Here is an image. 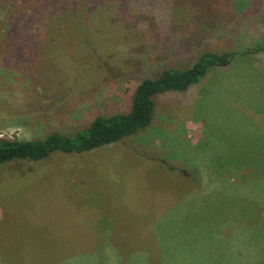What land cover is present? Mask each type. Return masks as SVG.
I'll list each match as a JSON object with an SVG mask.
<instances>
[{"label": "rangeland", "instance_id": "obj_1", "mask_svg": "<svg viewBox=\"0 0 264 264\" xmlns=\"http://www.w3.org/2000/svg\"><path fill=\"white\" fill-rule=\"evenodd\" d=\"M86 1L74 3L66 18L48 7L42 20L24 16L18 28L10 22L4 38L0 32V138L72 134L98 116L128 113L141 81L166 68L189 69L203 53L264 47V0ZM259 83L264 92V51L235 54L232 66L210 68L187 91L153 96L149 126L119 143L0 167V260L170 264L172 229L185 227L176 251L199 245L180 253L183 259L216 241L202 251L217 255L232 246L234 264H264V155L231 160L227 172L237 181L221 183L239 186L238 197L188 196L205 168L198 162L230 158L235 141L249 145L253 135L228 133L238 134L249 110L264 111L260 92L236 101L240 86ZM196 122L209 148L190 146L186 128ZM255 137L264 143V135ZM185 173L194 178L182 181Z\"/></svg>", "mask_w": 264, "mask_h": 264}, {"label": "trees", "instance_id": "obj_2", "mask_svg": "<svg viewBox=\"0 0 264 264\" xmlns=\"http://www.w3.org/2000/svg\"><path fill=\"white\" fill-rule=\"evenodd\" d=\"M30 1L0 0V10L3 12V17L0 20V32H2L3 38L11 29L9 27L11 21H15V27L18 28L19 22L24 16L27 18L37 16L36 18L42 20L48 7L52 11H62L63 18H66L72 13L73 4L79 0H54V2L49 1L44 4L42 0H35L39 6L38 9H41L40 13H35V8L31 7ZM82 1L87 2L86 0ZM51 14L54 13L51 12ZM261 51H264L262 46L255 49L247 48L241 53H203L189 69L180 71L166 68L156 78L141 81L134 91L128 113L111 117L98 116L86 128L72 134L53 132L44 139L34 140L0 138V167L16 162L41 161L55 153L80 155L119 143L149 126L154 116L153 96L167 92L187 91L190 86L197 84L210 68L228 65L235 54L244 56ZM33 249L38 252L39 246L34 245ZM22 260H20L21 264H29L26 259ZM37 263H43V258L41 257L40 262ZM0 264L16 263L0 260Z\"/></svg>", "mask_w": 264, "mask_h": 264}, {"label": "crops", "instance_id": "obj_3", "mask_svg": "<svg viewBox=\"0 0 264 264\" xmlns=\"http://www.w3.org/2000/svg\"><path fill=\"white\" fill-rule=\"evenodd\" d=\"M233 63V59L231 60V62L223 67H229L230 65L232 66ZM260 84V83H259ZM200 85V84H199ZM199 85H197L196 87H194V91L195 92H199L200 88ZM263 85H257V84H253V85H244V90L242 91L241 86H240V93L239 96L237 97L236 101H246L248 100L249 95H251L252 92L256 91V92H260L261 87ZM245 88L248 90L246 97H244L246 91ZM261 94H264V92H260ZM259 94V95H261ZM165 96V95H164ZM198 97V94H197ZM256 111V110H255ZM239 115H243L245 113H240L237 112ZM264 111L260 112L256 111V113H254V110H249V116H245L243 118V120L241 121V123L239 124V129H238V134H234V133H228L229 135L232 134L231 137H235L237 136V138L240 139V136H249L251 137V135H253V137L249 140V145L241 148L239 145H237L235 142H239V141H235L234 143H232L230 150L228 151L227 155H230V158L227 157H222V161H211L208 158H203L202 161L198 162L196 165L197 166H201V167H205V168H201L198 170V174L199 177L196 176V178L199 180L197 182V185L193 188V190H191L189 193V197L191 196H195V197H203V196H207V195H211L212 197H216V198H228V199H234L235 197L239 196V186L237 188V190H233V189H224L222 187V181L223 179H226L228 181V183H235L237 180L235 178H233L232 176H230L227 172L229 171L228 167L229 166H235L233 164V162H231V160H233L234 158L237 159H243L244 157H246V155H248L249 153L254 154V155H264V143L261 137H255L256 135H264ZM205 130L202 126L201 123L196 122L195 124L190 123L189 126L186 128V138L188 141H190V146L195 148L197 146L203 145L206 148H209L210 145L208 143L204 144L203 142V136H204ZM110 146V145H109ZM216 147H220L222 146V143H218L215 145ZM107 147V146H106ZM256 148H258V152H256ZM243 164H248V162L244 161L241 163V165ZM240 166L237 164V167ZM210 167H215V169H210ZM233 168V167H232ZM217 173V174H215ZM183 179L182 181H186V180H190V178H194L193 175L190 174H183L182 175ZM211 180V181H210ZM208 191H215L216 194L210 193ZM230 197H234V198H230ZM233 221V217L229 218L226 223L222 224H232ZM248 224V223H247ZM185 227L182 228H173V236L171 238L172 241V248H171V256H167V259L170 260V264L171 262L173 263H196V264H234L236 259L235 257V253L233 250H231L232 246H230L227 251H223V253L214 255V254H209L210 252L208 251H202L206 248L209 249H213L217 246L216 241H208L207 244H202L201 246V255H196V256H192L189 259H183L184 257L181 254H184V252L186 250H189L193 247H197L199 244L198 242H194L193 246H189L187 249L183 250V251H176V247L177 245L180 243L181 239L179 237L184 236L183 235V229ZM189 229L190 234H194V235H202V236H207L204 233H199L198 231L200 230L198 227H186ZM231 226H228V229H230ZM220 229V228H219ZM224 231V229L221 228V230L219 231V233H214L213 236H219L220 234H222ZM167 234V233H166ZM172 234V232H171ZM173 239V240H172ZM235 245V244H234ZM233 245V246H234ZM220 246H224L223 244ZM235 247V246H234ZM237 247L239 248V246L237 245ZM176 251V252H174ZM240 251V248H239ZM174 252V253H173ZM181 253V254H180ZM241 255V254H240ZM166 254L164 253V255L162 256L163 260H167L166 259ZM199 262V263H198Z\"/></svg>", "mask_w": 264, "mask_h": 264}]
</instances>
